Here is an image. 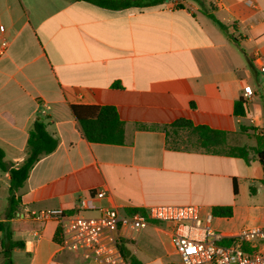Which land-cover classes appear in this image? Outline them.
<instances>
[{
	"label": "crops",
	"instance_id": "0c3cea01",
	"mask_svg": "<svg viewBox=\"0 0 264 264\" xmlns=\"http://www.w3.org/2000/svg\"><path fill=\"white\" fill-rule=\"evenodd\" d=\"M178 1L175 9L111 10L83 0H0V49L8 44L0 54V148L11 167L20 165L38 118L58 141L16 192L17 213H76L82 197L102 190L107 196L97 203L122 212L231 206V217L214 216L225 236L264 227V168L254 152H264V73L253 63L258 51L264 57V0ZM246 86L253 97L244 98ZM240 100L245 116L235 114ZM74 105L114 106L124 144L88 142ZM179 119L225 131L228 147L202 149L190 129L173 126ZM243 147L249 162L238 155ZM9 187V172L0 171V191ZM7 212L0 223L22 243L9 251L12 264H101L62 250L56 222L9 219ZM171 229L157 221L140 231L122 227V250L142 264H174ZM8 258L0 244V264Z\"/></svg>",
	"mask_w": 264,
	"mask_h": 264
},
{
	"label": "built area",
	"instance_id": "2783aa9c",
	"mask_svg": "<svg viewBox=\"0 0 264 264\" xmlns=\"http://www.w3.org/2000/svg\"><path fill=\"white\" fill-rule=\"evenodd\" d=\"M162 4L175 9L179 1L162 0ZM248 4L254 6L252 1ZM7 46L4 41L0 54ZM253 63L264 73V57L260 51L255 54ZM254 94L251 86L244 88V98H251ZM258 134L264 136V130ZM106 196L107 193L101 190L94 196L82 197L80 210L76 213L60 208L45 209L31 211L28 216L18 212L15 218H29L39 223L56 222L62 250L79 252L85 259L101 264H128L121 247V228L140 231L153 221L172 225L171 238L181 264H264V227L243 229L235 235L225 236L214 229L213 212L204 211L199 205H154L122 212L117 206L105 207L97 203ZM224 239L231 240V243L222 244Z\"/></svg>",
	"mask_w": 264,
	"mask_h": 264
},
{
	"label": "trees",
	"instance_id": "16d2710c",
	"mask_svg": "<svg viewBox=\"0 0 264 264\" xmlns=\"http://www.w3.org/2000/svg\"><path fill=\"white\" fill-rule=\"evenodd\" d=\"M94 3L103 8L111 10H120L136 6H148L162 3V0H83ZM210 19L229 36L230 28L220 22L215 16L210 15ZM231 40L236 41L232 36ZM72 111L78 120L80 129L84 138L90 143L108 144V145H122L125 142V128L121 121L117 109L114 106H72ZM235 114L238 116H245V102L240 100L235 105ZM174 127L180 129H190L196 135L200 147L208 152H216V149L223 146L226 142L227 133L225 131L212 129L208 126L198 125L186 119H179L173 123ZM260 138H264L260 136ZM58 147V141L47 130V124L44 119L38 118L31 130L29 131L27 141V157L18 166L11 167L6 162L5 152L0 148V171L9 172L10 187L8 191V212L7 218H15L19 207V198L16 192L23 187L28 180L29 175L34 166L39 160L51 153ZM255 150V149H251ZM240 157L246 162L250 161V150L243 147L238 149ZM260 163L264 168V152L254 151ZM237 190L235 189V192ZM237 193V192H236ZM213 214L216 217H231L233 209L231 206L214 207ZM0 232L2 233V240L0 242L3 253L6 258L9 257V251L21 247L22 243L13 241V231L6 223H0ZM57 236H59V229ZM6 264H12L8 258ZM129 264H142L141 261L134 256L127 258Z\"/></svg>",
	"mask_w": 264,
	"mask_h": 264
},
{
	"label": "rangeland",
	"instance_id": "374dc122",
	"mask_svg": "<svg viewBox=\"0 0 264 264\" xmlns=\"http://www.w3.org/2000/svg\"><path fill=\"white\" fill-rule=\"evenodd\" d=\"M226 146L228 147V142H225ZM224 146V145H223ZM222 147V146H221ZM9 191V190H8ZM5 194L8 195V192L6 193L5 189H3V191H0V217L1 216H4L5 214V210L7 209L8 207V199L4 198L5 197ZM176 251V250H175ZM165 252V251H163ZM177 252V251H176ZM170 262H173L174 264H180V257L178 256V254L176 255H170L169 259H168Z\"/></svg>",
	"mask_w": 264,
	"mask_h": 264
},
{
	"label": "water",
	"instance_id": "95a60500",
	"mask_svg": "<svg viewBox=\"0 0 264 264\" xmlns=\"http://www.w3.org/2000/svg\"><path fill=\"white\" fill-rule=\"evenodd\" d=\"M129 256H130V253L127 254V257H129Z\"/></svg>",
	"mask_w": 264,
	"mask_h": 264
}]
</instances>
